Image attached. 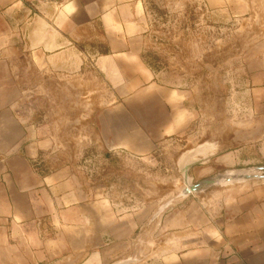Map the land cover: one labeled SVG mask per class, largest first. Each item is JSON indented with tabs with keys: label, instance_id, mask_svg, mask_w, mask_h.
<instances>
[{
	"label": "crops",
	"instance_id": "1",
	"mask_svg": "<svg viewBox=\"0 0 264 264\" xmlns=\"http://www.w3.org/2000/svg\"><path fill=\"white\" fill-rule=\"evenodd\" d=\"M229 1L244 11L239 22L256 30L240 88L259 122L246 138L264 152V0ZM70 3L77 12L65 19ZM148 31L142 0H0V264L132 257L136 264H264V185L230 192L211 218L199 204L168 209L160 233L166 251L142 257L135 250L156 207L141 215L136 206L112 204L105 177L100 185L89 173L82 178L85 142L95 145L105 172L113 157L151 162L158 144L188 131L186 95L162 85L143 61ZM48 79L70 94L84 90L80 100L70 96L63 128L52 129L29 106L32 90L51 94Z\"/></svg>",
	"mask_w": 264,
	"mask_h": 264
},
{
	"label": "rangeland",
	"instance_id": "2",
	"mask_svg": "<svg viewBox=\"0 0 264 264\" xmlns=\"http://www.w3.org/2000/svg\"><path fill=\"white\" fill-rule=\"evenodd\" d=\"M142 1L149 26L143 61L155 72L162 85L184 92V107L189 110L192 122L185 135L158 144L151 162H129L113 157L109 169L100 171L103 161L100 153L94 144L85 142L81 146L84 155L79 167L83 179L88 173L93 176L94 185H100L101 176L105 177L113 198L110 203L136 206L141 215L148 207H156L158 211L173 200L169 208L154 222L145 223L141 231L142 243L134 255L147 257L167 249L168 240L160 233L163 229L161 219L168 209L173 207L184 211V205L188 203L199 204L205 206L206 215L211 218L210 214H219L221 203H225L223 200L230 192L242 190L245 186L264 185V181H254L213 188L193 195L185 202L182 198L177 200L185 188L180 171L183 155L203 144L212 148L213 155L191 169L195 182H199L228 169L264 166V152L255 137L249 135L246 138L245 135L246 129L251 132L259 127V122L255 125L251 120L245 105V90L240 88L244 73L239 70L256 32L239 22L237 13L244 11H238L236 6L230 8L229 0H226L225 7L218 9L202 0ZM240 7L243 9L242 5ZM46 84L54 96L47 90H41L39 94L32 90L29 101L34 103L29 106L39 111V116L52 129L63 128L70 96L73 100L75 97L80 100L84 90H71L70 94L66 88H53L56 84L53 79L46 80ZM108 92L112 98L113 90L108 89ZM199 158L202 160V156ZM130 191L135 199L127 196ZM154 192L156 200H147Z\"/></svg>",
	"mask_w": 264,
	"mask_h": 264
},
{
	"label": "water",
	"instance_id": "3",
	"mask_svg": "<svg viewBox=\"0 0 264 264\" xmlns=\"http://www.w3.org/2000/svg\"><path fill=\"white\" fill-rule=\"evenodd\" d=\"M212 155V148L207 144H203L183 155L180 160V171L185 188L181 191L178 198L186 199L193 195L206 193L213 188H224L235 185H243L254 181H264V166H250L228 169L221 173L206 177L199 182H195L193 176L191 175L192 167ZM200 156H202V160H200ZM172 202V200L168 201L161 206L151 218L150 223L154 222L167 208H169L172 205ZM137 261L136 257H132L118 260L113 264H136Z\"/></svg>",
	"mask_w": 264,
	"mask_h": 264
},
{
	"label": "clouds",
	"instance_id": "4",
	"mask_svg": "<svg viewBox=\"0 0 264 264\" xmlns=\"http://www.w3.org/2000/svg\"><path fill=\"white\" fill-rule=\"evenodd\" d=\"M76 12H77V8L73 4L70 3L66 6L62 15H64L65 19H67L68 17L72 16Z\"/></svg>",
	"mask_w": 264,
	"mask_h": 264
},
{
	"label": "bare ground",
	"instance_id": "5",
	"mask_svg": "<svg viewBox=\"0 0 264 264\" xmlns=\"http://www.w3.org/2000/svg\"><path fill=\"white\" fill-rule=\"evenodd\" d=\"M181 198H177V200H180Z\"/></svg>",
	"mask_w": 264,
	"mask_h": 264
}]
</instances>
